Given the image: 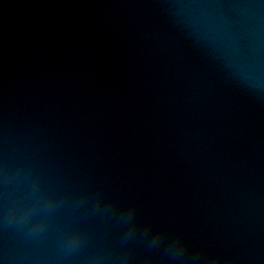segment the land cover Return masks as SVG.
Wrapping results in <instances>:
<instances>
[{
    "label": "water",
    "instance_id": "water-1",
    "mask_svg": "<svg viewBox=\"0 0 264 264\" xmlns=\"http://www.w3.org/2000/svg\"><path fill=\"white\" fill-rule=\"evenodd\" d=\"M33 185L37 237L3 220ZM100 251L264 264V0H0V264Z\"/></svg>",
    "mask_w": 264,
    "mask_h": 264
},
{
    "label": "clouds",
    "instance_id": "clouds-1",
    "mask_svg": "<svg viewBox=\"0 0 264 264\" xmlns=\"http://www.w3.org/2000/svg\"><path fill=\"white\" fill-rule=\"evenodd\" d=\"M60 200L53 193L37 192L35 185L30 186L29 194L14 199L8 204L3 217L6 225L22 229L25 235L37 237L45 232L54 210ZM87 239L86 231L81 227H70L62 236L60 248L64 252H74L82 247ZM103 251L93 257V264L104 258Z\"/></svg>",
    "mask_w": 264,
    "mask_h": 264
}]
</instances>
